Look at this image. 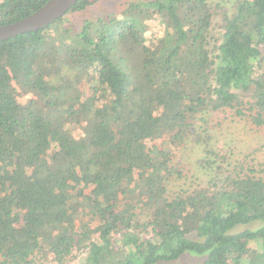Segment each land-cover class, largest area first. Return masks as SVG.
<instances>
[{"label":"trees","instance_id":"obj_1","mask_svg":"<svg viewBox=\"0 0 264 264\" xmlns=\"http://www.w3.org/2000/svg\"><path fill=\"white\" fill-rule=\"evenodd\" d=\"M46 1L0 0V25ZM230 7L149 0L118 19L63 15L0 41V264H63L76 253L80 264H152L185 251L204 254L202 264H264V225L232 230L264 221V168L229 161L203 132L220 112L264 129V0ZM142 11L168 21L154 45ZM101 90L109 95L94 106ZM76 91L89 140L74 134ZM188 138L201 144L207 177L170 189L181 176L174 150Z\"/></svg>","mask_w":264,"mask_h":264},{"label":"rangeland","instance_id":"obj_2","mask_svg":"<svg viewBox=\"0 0 264 264\" xmlns=\"http://www.w3.org/2000/svg\"><path fill=\"white\" fill-rule=\"evenodd\" d=\"M149 0H92V3L83 11L66 14L74 23H79L82 20H97L101 17H114L115 19L122 17V11L128 7L129 3H143ZM214 4L227 7L231 9V2L233 0H211ZM138 13V12H137ZM134 13L124 14L123 17L131 16ZM139 28L142 31L145 43L154 45L158 39L163 36L167 30L168 21L163 17V14H156L155 11H142L139 15ZM213 42L214 37L218 36L217 27L212 29ZM153 54V53H152ZM69 84V81H66ZM86 92L87 87L83 88ZM88 91V90H87ZM108 92L103 90L98 91L93 98L94 106L100 105L108 96ZM66 97V96H65ZM65 97L61 101H65ZM76 101L73 104L72 117L78 122L74 128V134L83 135L87 140L91 138V113L86 116H81L75 109H77L78 100H82L83 96L79 91H76L72 96ZM67 98V97H66ZM25 97L20 98L24 101ZM92 111V110H91ZM208 123L204 124L203 132L208 131L210 144L219 154L224 155L230 160L252 161L257 164V167L264 168V129L254 131L249 128L239 117L227 113H215L208 117ZM201 144L194 142L188 138L180 147L174 150L172 156V164L181 173V176L174 175L169 181L170 189H177L183 184H195L202 182L207 177V170L200 166V163L205 164L206 160L202 157ZM260 163L261 165H258ZM264 225V221H253L248 224H237L232 230L240 231L243 229H256ZM250 246L258 251L262 250L261 239H255L250 242ZM85 259V253H76V257L68 259L63 264H80ZM204 254H197L192 251H185L182 255L174 260L158 261L152 264H202ZM40 264H60L55 261L41 260ZM241 264H248L244 259Z\"/></svg>","mask_w":264,"mask_h":264},{"label":"water","instance_id":"obj_3","mask_svg":"<svg viewBox=\"0 0 264 264\" xmlns=\"http://www.w3.org/2000/svg\"><path fill=\"white\" fill-rule=\"evenodd\" d=\"M78 0H47L30 14L0 25V41L27 31L42 29L63 16Z\"/></svg>","mask_w":264,"mask_h":264}]
</instances>
